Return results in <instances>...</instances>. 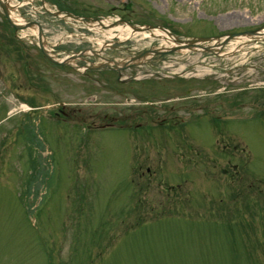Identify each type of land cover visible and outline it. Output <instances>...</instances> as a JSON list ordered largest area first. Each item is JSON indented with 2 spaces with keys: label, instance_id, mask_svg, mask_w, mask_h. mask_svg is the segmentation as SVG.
<instances>
[{
  "label": "rangeland",
  "instance_id": "1",
  "mask_svg": "<svg viewBox=\"0 0 264 264\" xmlns=\"http://www.w3.org/2000/svg\"><path fill=\"white\" fill-rule=\"evenodd\" d=\"M1 1L0 264H264V0Z\"/></svg>",
  "mask_w": 264,
  "mask_h": 264
},
{
  "label": "water",
  "instance_id": "2",
  "mask_svg": "<svg viewBox=\"0 0 264 264\" xmlns=\"http://www.w3.org/2000/svg\"><path fill=\"white\" fill-rule=\"evenodd\" d=\"M0 7L2 9V12L4 13V16L9 21V23L11 25H14L11 22V19L9 18L7 5L5 3H3L1 0H0ZM69 15L72 16L70 13H69ZM27 24L28 25L36 24V22L27 23ZM131 27L135 30H145V29L152 28V25H145L144 27L131 25ZM158 27L160 29L164 30L168 34V36H170L176 44L169 47V48H148V49H145L144 51L138 53L137 55L132 56L130 58H127L121 62L116 61L114 59L101 57V58H103V60H105V65H107L108 67H111V64H113L115 66L114 68L119 73V70L121 68H125L129 65H135V64H139V63L144 62L146 59V55H149V54L152 55V53L157 54V53H163L166 51H175V50H181V49L187 48V49H199V50H203V51H210V52H214V53L218 54V50H220L223 47V45L229 39H231L233 37H237V36L243 35V34L250 35L251 37H254L256 35H260L259 30L257 29V30H251V31H246V32H241V33H239V32L238 33L237 32L227 33L224 36L216 35L214 37H194V38H186L185 40H183V39H180L179 37L173 35L172 33L168 32L162 26L159 25ZM38 33H39L38 36L41 38V31H40L39 27H38ZM213 38L215 39V41L213 43H209L208 41H210ZM199 41H206V43H201ZM39 45H40L42 51H44L43 47L41 45V41H39ZM43 53L47 58H51V56H48L45 52H43Z\"/></svg>",
  "mask_w": 264,
  "mask_h": 264
},
{
  "label": "bare ground",
  "instance_id": "3",
  "mask_svg": "<svg viewBox=\"0 0 264 264\" xmlns=\"http://www.w3.org/2000/svg\"><path fill=\"white\" fill-rule=\"evenodd\" d=\"M13 14L11 13V18L13 19ZM116 25V24H115ZM117 28V30L119 31L118 32V34H121L124 30L127 32V36L130 34V28L128 27V26H117L116 27ZM37 30V29H36ZM160 31V30H159ZM106 34H107V36L108 37H111V36H113L114 34L113 33H111V32H109V33H107L106 32ZM149 34H152L153 35V37L154 36H157V35H159V36H161L162 38H164V39H167V40H171L168 36H166V34L165 33H163V32H161V33H158V31L157 30H155V29H153V31H150V33ZM119 37H120V35H118ZM244 36H238V37H233V38H231V40L232 39H241V38H243ZM230 40V41H231ZM229 40H228V42H230ZM150 48H153V47H150ZM222 49V48H221ZM182 50H184V49H182ZM128 57H126V58H124V59H115L116 61H119V62H121V61H123V60H125V59H127ZM22 107H27V106H25V105H23L22 104Z\"/></svg>",
  "mask_w": 264,
  "mask_h": 264
}]
</instances>
